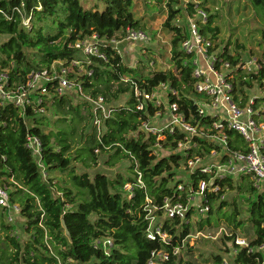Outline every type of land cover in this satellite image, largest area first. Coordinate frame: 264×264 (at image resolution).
I'll return each mask as SVG.
<instances>
[{"label":"trees","instance_id":"obj_1","mask_svg":"<svg viewBox=\"0 0 264 264\" xmlns=\"http://www.w3.org/2000/svg\"><path fill=\"white\" fill-rule=\"evenodd\" d=\"M243 1L264 24V0ZM206 2L188 3V15L199 10L207 13ZM21 4L24 8L19 14L15 8ZM175 4L177 1L171 0L167 5L163 24L172 35L173 71H152L137 77V71L124 64L122 57L110 47L100 49L106 61L96 57L87 61L79 50L71 47L93 33L100 39L110 40L120 39L127 28L143 30L144 25L132 12L133 0H0V37H4L0 42V72L7 71L10 81L19 84L30 71L47 68L54 61H81L86 72L76 80L83 86V93L93 99L103 98L110 113L108 118H101L98 130L93 125L91 105L81 100L74 106L69 94L54 96L44 104L45 111L49 105L55 107L59 118L53 124L43 113H34L29 108L21 111L12 105L0 106V186L7 188L10 203L20 208L17 215L20 222L15 221L16 217L12 223L0 208V264H148L151 253L159 251L166 252L168 258L157 259L156 264H182L173 250L180 249L190 235L187 221L193 208L185 213L184 220L175 216L160 223L161 230L169 237L167 243L146 237L147 217L149 213L155 219L161 217L166 198L172 204H185L186 192L195 191L198 182L207 181L209 176L199 172L190 174L188 181L183 182L184 190H177L182 185L181 180H175L181 157L172 153L152 155L155 139L139 129L145 114L136 110L129 84L120 81L122 76L131 77L148 92L167 84L179 97L178 100L169 94L168 100L178 102L186 115L188 109L194 112L193 101L187 99L195 96L192 69L183 66L189 56L180 50L188 32L175 24L178 17L186 14L181 8H175ZM26 19H29L28 26L23 23ZM214 20L215 16L208 15L206 24L199 26L200 33L213 44L219 33ZM262 35L264 40V30ZM217 53L232 67L243 63L240 55L231 56L226 48ZM147 59L152 61V56ZM258 62L257 73L236 71L233 94L240 106L249 97L246 90H251L254 84L259 91H264V61ZM262 105L264 98L259 97L253 108ZM149 111L153 113L152 108ZM28 135L40 141L42 168L25 146ZM230 136L233 139L230 147L241 145L236 134L230 133ZM203 144L196 151L199 155L212 149L211 145ZM174 147L172 143L170 149ZM107 151L111 152L110 158L130 161L129 177L109 178L101 172L88 174L75 170V163L89 168ZM126 184L130 190L124 189ZM215 184L218 192H206L204 197L209 211L205 220H199L198 231L223 221L231 228V237L226 239L233 245L235 231L244 230L247 223L250 238L256 237L251 246L263 242L264 230L260 224L264 221V190L254 189L244 176L215 180ZM227 192L235 193L231 201L221 198ZM16 228L26 236L25 240L14 236ZM100 239L111 240L112 246L107 252L93 247V242ZM256 256L258 253L250 254L239 248L232 264H255ZM212 257L213 264H225L220 255Z\"/></svg>","mask_w":264,"mask_h":264},{"label":"built area","instance_id":"obj_2","mask_svg":"<svg viewBox=\"0 0 264 264\" xmlns=\"http://www.w3.org/2000/svg\"><path fill=\"white\" fill-rule=\"evenodd\" d=\"M23 8L24 5L21 4L15 8V12L21 14ZM3 15L6 19L9 18L8 15ZM190 16L187 19L188 36L181 42L180 50L189 56V59L183 62V66L192 69L195 96L187 99L193 101L194 112L188 109L186 115L180 110L178 102L168 100L169 94L178 100L179 97L177 91L167 84H160L148 92L131 77L122 76L120 79L121 83L129 84L133 90L136 110L145 114L139 129L155 139L151 146L152 155L158 157L164 150H167L168 154H178L181 157L180 167L187 169L189 175L199 172L209 176L207 181L198 182L195 191L186 192L185 204L181 202L172 204L169 199H164L162 209L166 218L177 216L181 220L185 218L189 208H193L197 198L198 202H195L198 207L197 212L203 215L209 211L204 197L206 192H218L219 187L215 184V180L238 179L244 176L254 189L259 192L264 190V107L262 105L257 109L253 108L257 98H264V91L258 96H249L243 106L235 101L233 94L234 73L238 70L246 74L257 73L260 65L259 63L256 65L255 62H243L232 67L227 61L219 58L210 38L203 36L199 31V26L206 24L208 14L199 10L192 17ZM23 23L28 26L29 19L24 20ZM123 34L120 39L106 40L100 39L93 33L84 40H77L71 47L79 50L87 61L91 57L106 61L105 54L100 50L101 47H110L122 57L120 49L122 42L140 45L149 43L148 35L142 30L127 28ZM145 65L152 70L154 62L150 60ZM251 65L255 67L251 69ZM132 68L136 67L133 65ZM85 72L81 61L69 63L54 61L47 68L30 71L24 82L16 84L10 81L7 71H1L0 106L12 105L21 111L29 108L34 113H44V104L52 97L74 93L91 105L93 124L99 130L101 118H108L110 113L103 98L93 99L83 93V86L77 82L76 77ZM69 75H73L74 78H70ZM241 100L242 98L239 97L238 101ZM150 108L153 110L152 114ZM230 133L236 134L241 139V145L230 147V142L233 140ZM166 143L168 145L165 148ZM172 143L175 147L171 150ZM203 143L211 145L212 149L205 155H199L196 151ZM25 146L31 151L38 166L42 168L41 144L38 138L28 135ZM124 189L130 190V187L127 185ZM177 190L182 192L183 185H178ZM8 193L5 186H0V208L5 210L7 221L12 223L19 214L20 208L10 203ZM147 220L146 237L150 240L159 239L163 243L169 242V237L161 230V224L156 221L152 213H149ZM260 228L264 230V221L260 224ZM225 234L231 237V233ZM255 240L256 237L247 240L236 235L233 240V247H236L232 254L235 255L239 248H244L247 253H258L255 264H264V241L251 246ZM111 246L110 239L93 242L95 249H102L105 252ZM177 251L174 249L173 254H177ZM167 258L166 252H152L148 264H156L155 260H167Z\"/></svg>","mask_w":264,"mask_h":264},{"label":"rangeland","instance_id":"obj_3","mask_svg":"<svg viewBox=\"0 0 264 264\" xmlns=\"http://www.w3.org/2000/svg\"><path fill=\"white\" fill-rule=\"evenodd\" d=\"M81 1L83 2L84 0ZM173 1H177L175 8H181L185 12L183 13L186 14L185 16L178 17L175 20V24L182 26L185 31H188L187 19L190 15H188L186 10L187 4H201L204 0ZM169 2H171V0H133L132 12L134 17L140 20L144 25L142 31L148 35L149 43L147 45H140L122 42L120 44V49L122 51L123 63L132 67L134 65V67H136L137 77L147 76L152 70L156 72L173 71V65L170 62V40L172 35L163 27L168 14L167 5ZM204 7L208 9L207 14L209 16H215L213 25L217 26L219 30L218 38L214 43V48H216L217 51L226 48L229 55H240L243 62H255L256 65L259 63V60L264 61V40L262 35L264 24L261 23L248 3L243 0H207ZM194 18L196 19L195 16ZM3 40L4 37H0V42ZM143 50H145V52H143ZM149 56H152V61L154 62L152 70L144 66L150 61L146 58ZM254 67L253 65L250 66L251 69ZM236 73L237 72L234 73V77ZM246 93L249 96H258L261 91H259L256 84H254L251 90H246ZM69 98L72 100L74 106L78 105L82 100L74 93L69 94ZM122 102H124L123 98L121 103ZM80 111H82L84 114L83 116H85L83 108H80ZM43 115L47 117L51 124L59 118L53 105H49ZM82 124H84V122L81 123L80 128ZM57 125H59V127L62 126L60 124ZM46 130L48 131V129ZM76 139L77 141L79 140V138ZM110 153L109 151L101 153L96 163H92L89 168H85L77 162L74 164L75 170L78 173L87 172L88 174H92L95 171L101 172L106 174L109 178H115L117 175H121L125 178L129 177L128 168L130 166V161L127 159L116 160L115 158H110ZM160 154V156H167L168 151L164 150L160 152ZM184 169V167H179L176 171L175 178L176 181L181 180L182 185L183 182L185 183L188 181L189 177V171ZM126 186L127 184L124 187ZM234 194V192H227L223 199L231 201ZM239 201H241L240 197ZM195 202H198V198ZM195 202L192 206L193 212L187 221L190 225V235L183 242V246L177 249L178 258L181 259L182 264H213L212 256L220 255L225 264H232L234 258L232 251L235 247H233L231 242L227 241V236L225 234H229L231 228L227 227L226 224L221 221L218 226L206 227L203 228L202 231H198L197 225L199 224V220H205L207 215H201L197 212L198 207ZM165 218L166 216L163 214L161 217H158L156 221L162 223ZM15 221L20 222L19 217H17ZM247 225L246 223L244 230H236L235 233L237 236L250 240L251 233ZM14 236L21 241L26 239V236L17 228Z\"/></svg>","mask_w":264,"mask_h":264}]
</instances>
